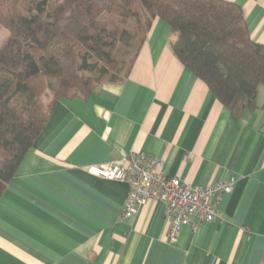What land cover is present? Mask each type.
Instances as JSON below:
<instances>
[{
  "label": "crops",
  "instance_id": "crops-1",
  "mask_svg": "<svg viewBox=\"0 0 264 264\" xmlns=\"http://www.w3.org/2000/svg\"><path fill=\"white\" fill-rule=\"evenodd\" d=\"M264 46V0H223ZM0 28V45L7 38ZM156 18L127 76L88 99H60L0 198V264H262L264 86L239 118L169 49ZM143 153L166 177L206 187L233 181L221 218L166 240L163 204L122 216L129 185L87 173Z\"/></svg>",
  "mask_w": 264,
  "mask_h": 264
},
{
  "label": "trees",
  "instance_id": "trees-1",
  "mask_svg": "<svg viewBox=\"0 0 264 264\" xmlns=\"http://www.w3.org/2000/svg\"><path fill=\"white\" fill-rule=\"evenodd\" d=\"M156 18L171 30L172 55L233 117L254 106L264 46L234 3L0 0V198L55 103L123 82Z\"/></svg>",
  "mask_w": 264,
  "mask_h": 264
},
{
  "label": "built area",
  "instance_id": "built-area-1",
  "mask_svg": "<svg viewBox=\"0 0 264 264\" xmlns=\"http://www.w3.org/2000/svg\"><path fill=\"white\" fill-rule=\"evenodd\" d=\"M161 167L157 159L143 153H131L117 163L92 165L86 171L99 179L129 185L122 209L124 218L132 217L138 208L149 202L162 203L168 241H173L183 227L195 232L202 223L221 218L216 204L221 196L231 192L233 181L206 187L191 186L178 178L166 177Z\"/></svg>",
  "mask_w": 264,
  "mask_h": 264
},
{
  "label": "rangeland",
  "instance_id": "rangeland-1",
  "mask_svg": "<svg viewBox=\"0 0 264 264\" xmlns=\"http://www.w3.org/2000/svg\"><path fill=\"white\" fill-rule=\"evenodd\" d=\"M102 86H103V85H102ZM102 86H100V87H102ZM100 87H98L97 90H98Z\"/></svg>",
  "mask_w": 264,
  "mask_h": 264
}]
</instances>
